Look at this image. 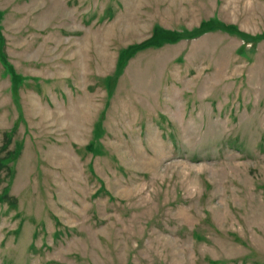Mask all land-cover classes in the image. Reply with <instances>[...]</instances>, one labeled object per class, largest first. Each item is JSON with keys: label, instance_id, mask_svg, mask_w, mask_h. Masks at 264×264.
I'll return each instance as SVG.
<instances>
[{"label": "rangeland", "instance_id": "374dc122", "mask_svg": "<svg viewBox=\"0 0 264 264\" xmlns=\"http://www.w3.org/2000/svg\"><path fill=\"white\" fill-rule=\"evenodd\" d=\"M0 264H264V0H0Z\"/></svg>", "mask_w": 264, "mask_h": 264}]
</instances>
